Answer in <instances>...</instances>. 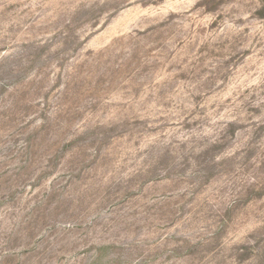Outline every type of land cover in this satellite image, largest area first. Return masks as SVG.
I'll use <instances>...</instances> for the list:
<instances>
[{"label":"rangeland","instance_id":"obj_1","mask_svg":"<svg viewBox=\"0 0 264 264\" xmlns=\"http://www.w3.org/2000/svg\"><path fill=\"white\" fill-rule=\"evenodd\" d=\"M264 0H0V264H264Z\"/></svg>","mask_w":264,"mask_h":264},{"label":"trees","instance_id":"obj_2","mask_svg":"<svg viewBox=\"0 0 264 264\" xmlns=\"http://www.w3.org/2000/svg\"><path fill=\"white\" fill-rule=\"evenodd\" d=\"M263 11H264V9H263ZM264 14V13H263Z\"/></svg>","mask_w":264,"mask_h":264}]
</instances>
